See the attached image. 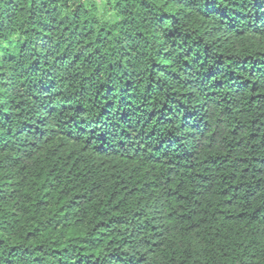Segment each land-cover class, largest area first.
<instances>
[{
	"label": "trees",
	"instance_id": "obj_1",
	"mask_svg": "<svg viewBox=\"0 0 264 264\" xmlns=\"http://www.w3.org/2000/svg\"><path fill=\"white\" fill-rule=\"evenodd\" d=\"M0 264H264V0H0Z\"/></svg>",
	"mask_w": 264,
	"mask_h": 264
}]
</instances>
